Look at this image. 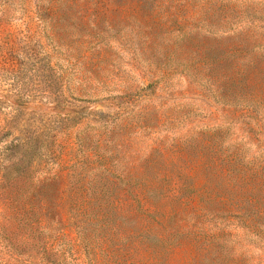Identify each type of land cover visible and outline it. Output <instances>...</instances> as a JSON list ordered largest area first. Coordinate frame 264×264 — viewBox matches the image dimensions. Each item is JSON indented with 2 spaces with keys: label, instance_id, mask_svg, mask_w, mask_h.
<instances>
[{
  "label": "rangeland",
  "instance_id": "rangeland-1",
  "mask_svg": "<svg viewBox=\"0 0 264 264\" xmlns=\"http://www.w3.org/2000/svg\"><path fill=\"white\" fill-rule=\"evenodd\" d=\"M0 264H264V0H0Z\"/></svg>",
  "mask_w": 264,
  "mask_h": 264
}]
</instances>
